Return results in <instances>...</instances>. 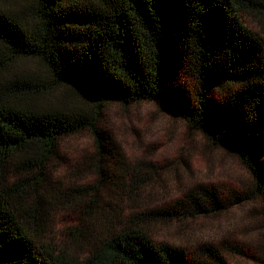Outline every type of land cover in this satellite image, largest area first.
<instances>
[{
  "label": "trees",
  "instance_id": "trees-1",
  "mask_svg": "<svg viewBox=\"0 0 264 264\" xmlns=\"http://www.w3.org/2000/svg\"><path fill=\"white\" fill-rule=\"evenodd\" d=\"M242 15L260 21L264 0H0V264H229L216 246L192 257L142 226L221 213L213 187L127 218L112 207L126 170L110 167L99 124L108 103H156L238 157L264 218V39ZM60 85L89 107L42 101ZM85 131L95 176L63 187L53 162ZM70 209L77 224L49 239Z\"/></svg>",
  "mask_w": 264,
  "mask_h": 264
},
{
  "label": "rangeland",
  "instance_id": "rangeland-1",
  "mask_svg": "<svg viewBox=\"0 0 264 264\" xmlns=\"http://www.w3.org/2000/svg\"><path fill=\"white\" fill-rule=\"evenodd\" d=\"M241 21L264 39L263 17L258 21L242 15ZM28 66L46 74L38 63ZM42 101L89 107L66 85L57 86ZM99 129L118 159L110 167L119 168L120 164L126 170V192H112L109 200L113 208L121 209L127 218L173 207L195 185L213 187L225 207L221 213L186 221H151L142 226L155 241L184 247L192 257L200 246L210 244L219 248L229 264H264L263 203L255 194L250 171L234 153L213 145L182 118L152 102L129 106L108 103ZM96 153L90 132L66 138L53 162L55 180L63 187L91 184ZM76 224L73 209L59 213L49 239L53 236L57 243L64 242L67 227Z\"/></svg>",
  "mask_w": 264,
  "mask_h": 264
}]
</instances>
